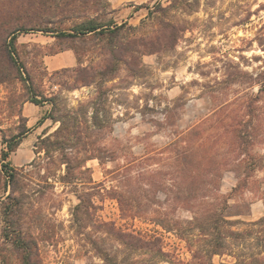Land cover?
I'll return each mask as SVG.
<instances>
[{
	"label": "rangeland",
	"instance_id": "1",
	"mask_svg": "<svg viewBox=\"0 0 264 264\" xmlns=\"http://www.w3.org/2000/svg\"><path fill=\"white\" fill-rule=\"evenodd\" d=\"M110 6L116 23L125 26L119 36H89L83 42L41 31L20 32L15 43L17 62L10 69L4 68L0 50V159L5 146L3 136L10 137L24 126L29 128L8 158L12 167L32 168L29 163L37 158L39 138L58 126L49 117L51 113L77 115L85 129L95 106L101 124L86 130L96 156L86 162L92 178L88 183L93 186L91 192H95L97 184L110 188L117 183L111 180L112 170L124 169L128 162L144 156L159 158L146 160L144 166L149 171L170 172V148L176 135L205 119L207 132L213 134L214 112L220 106L227 110L230 103L259 91L250 79L264 71V0H114ZM149 8L154 12L149 14ZM70 24L66 22L63 27ZM121 43L141 52L122 55L118 53ZM71 46L79 47L78 58ZM59 52L64 54L62 64L49 69L46 62ZM81 65L90 68L91 73L107 68L112 71L96 73L92 78L88 77L90 70H78ZM19 66L25 73L18 71ZM112 74L115 75L111 77ZM22 78H29L31 83ZM31 92L54 100V105L51 100L38 105L29 101ZM256 105L261 130L249 151L256 157L255 162L257 158L261 161L256 163L247 187L233 192L237 178L232 170H226L216 191L230 196L229 203L238 204L244 212L231 217L237 220L233 228L241 231L252 228V223L264 214V90ZM217 149L220 154L230 153L227 144ZM30 174L34 175L32 171ZM154 179L144 180V194L165 206L166 194L170 200L173 196L175 180L169 174L162 181ZM4 180L0 165V195ZM54 186L49 204L61 202V206L53 209L44 203L45 212L50 213V226L37 222L33 228L42 264H103L71 221L70 209L78 202L77 197L60 182ZM98 196L93 198L100 205L96 214L102 220L137 232L157 231L166 255L149 258L153 264L190 258L187 244L177 231H165L148 220L161 217L147 213L146 219H130L121 214L115 199L98 201ZM167 213L170 221L190 218L182 209L168 207ZM87 224L84 233L115 244L105 232L96 231L91 221ZM123 255L148 259L147 252L120 253ZM231 260L229 255L213 257L216 263Z\"/></svg>",
	"mask_w": 264,
	"mask_h": 264
},
{
	"label": "trees",
	"instance_id": "2",
	"mask_svg": "<svg viewBox=\"0 0 264 264\" xmlns=\"http://www.w3.org/2000/svg\"><path fill=\"white\" fill-rule=\"evenodd\" d=\"M113 12L109 0H0V50L4 68L10 69L16 65L15 43L18 33L41 31L56 38L83 42L89 36L116 37L124 31L125 26L116 23ZM148 12L153 13L154 9L149 8ZM66 22H71L70 26L63 27ZM70 48L78 58L79 47ZM132 52L140 53L141 50L125 43L118 46V53L122 55ZM78 70L89 73L90 68L81 65ZM18 71H24L22 66H19ZM106 71L112 70L107 68L95 73L90 70L88 77L93 78L96 73L104 75ZM22 80L31 83L29 78ZM250 80L259 86L257 94L239 99L232 105L230 103L227 110L220 106L214 112L215 119L211 125L214 127L213 134L207 132L205 119L176 135L169 149V158L172 159L168 166L170 172L159 169L149 171L144 166L146 160L159 158L155 155L144 156L128 162L124 169L112 170L111 180L117 183L110 188L97 184L95 192H91L93 186L88 185L92 178L90 168L86 166L88 159L96 158L94 146L91 147L93 142L87 132L88 128L91 130L101 124L99 110L95 106L92 107L90 125H86L85 129L77 115H49L58 122V126L52 133L39 138L35 151L37 158L29 163L33 169L14 168L8 160L29 128L24 126L10 137L3 136L5 146L1 150L0 165L5 180L4 192L0 195V264H42L39 241L33 228L37 222L50 226V213L45 212L44 203L53 209L61 206V202L49 204L55 182H60L65 190L77 197L78 202L70 209L71 221L77 232L86 236L103 264H153L149 258L166 254L156 230L152 234L142 233L117 226L114 221L102 220L96 214L100 205L93 198L96 194L100 197L102 192H105L104 196L98 201L106 197L115 199L123 216L146 219L144 214L153 213L161 218L151 217L149 221L165 231L179 233V237L187 244L190 258H178L177 261H168L169 264H264V214L252 223L253 227L249 230H236L233 225L237 220L231 217L244 212L238 204L229 203L230 196L216 192L226 170H232L237 178L233 192L247 187L256 163L261 161L257 158L255 162L256 157L249 149L261 130L259 106L256 103L264 90V71ZM28 100L38 105L51 99L39 92H31ZM222 144H227L229 154L217 152L218 145ZM82 149L84 154L81 153ZM167 174L173 176L175 184L171 200L166 194L163 202L165 206H162L157 199L146 198L142 184L149 178L162 181ZM168 207L185 210L190 218H174L170 221ZM88 221L93 223L92 227L96 231L105 232L117 245L112 242L106 244L104 237H100L99 241L98 237L90 236L91 233H84ZM134 251L147 252L148 259L120 256V253L130 254ZM216 255H229L233 260L216 263L213 261Z\"/></svg>",
	"mask_w": 264,
	"mask_h": 264
},
{
	"label": "crops",
	"instance_id": "3",
	"mask_svg": "<svg viewBox=\"0 0 264 264\" xmlns=\"http://www.w3.org/2000/svg\"><path fill=\"white\" fill-rule=\"evenodd\" d=\"M110 3H112L114 5V0H109ZM113 8H115V6H113ZM116 9V8H115ZM63 55L62 53H57L53 56H51L50 60H48L46 63L48 64V68L49 69H56V67L60 64H62L63 62ZM70 60V59H69ZM71 64H72V60H71Z\"/></svg>",
	"mask_w": 264,
	"mask_h": 264
}]
</instances>
